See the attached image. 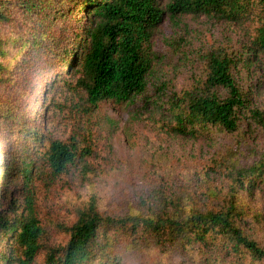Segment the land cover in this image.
<instances>
[{"label":"trees","instance_id":"obj_1","mask_svg":"<svg viewBox=\"0 0 264 264\" xmlns=\"http://www.w3.org/2000/svg\"><path fill=\"white\" fill-rule=\"evenodd\" d=\"M160 1L17 0L24 31L15 41L0 38V81L19 73L27 82L44 60L47 67L61 62L70 73L81 57L75 74L57 81L83 99L88 114L109 101L149 103L152 61L146 48L166 14L174 22L182 15L236 20L247 5L264 7V0H170L163 10ZM11 3L0 0L4 23L13 21ZM14 43L21 54L11 70L4 61ZM260 55L264 22L250 47L211 51L194 88L181 93L158 88L154 104L166 115L164 128L181 137L234 135L250 120L264 130V111L254 107L252 89L235 76L251 70ZM6 119L15 122L20 136L42 143L47 139L35 124L26 123L24 114L8 112ZM49 141L37 154L28 145L12 148L0 165V264H35L43 252L44 264H116L119 247L152 248L163 255L160 264H264V211L255 201L264 186V152L247 151V146L222 152L205 171L167 178L125 216L103 214L93 199L77 212L75 224L64 227L67 244L52 247L37 215L35 183L46 170L54 177L85 170L93 150L85 134ZM213 176L225 186L215 185Z\"/></svg>","mask_w":264,"mask_h":264},{"label":"rangeland","instance_id":"obj_2","mask_svg":"<svg viewBox=\"0 0 264 264\" xmlns=\"http://www.w3.org/2000/svg\"><path fill=\"white\" fill-rule=\"evenodd\" d=\"M10 1L13 21L0 20V38L15 41L24 28L17 0ZM169 3L161 0L160 6L166 10ZM263 22L264 7L256 3L247 5L245 14L236 20L182 15L174 22L166 14L146 48L152 61L149 103L126 106L109 101L88 114L83 99L57 81L71 78L80 68L81 57L70 73L61 62L47 67L44 60L27 75V82L19 73L0 81V165L19 145H28L37 154L44 152L49 139L71 141L77 134L90 139L93 155L87 159L85 170L74 169L61 177L46 170L42 180L35 183L36 211L48 246L67 244L69 236L64 227L75 224L77 212L93 199L103 214L125 216L140 207L145 193L167 178L205 171L227 150L247 146V151L264 152V130L250 120L244 121L247 125L234 135L214 132L209 137L174 136L164 128V111L154 104L158 88L178 93L194 88L204 77L205 57L211 51L239 52L250 47ZM8 50L10 56L4 66L13 70L21 54L19 45L14 43ZM256 60L251 70L238 71L235 76L241 85L252 89L254 107L264 111V56ZM53 101L58 105L53 106ZM8 112L24 114L26 123L35 124V130L41 129L47 139L42 143L31 141L28 134L20 136L15 122L6 119ZM215 185L225 186V182L217 178ZM255 195L264 211V186ZM260 238L264 243V230ZM117 253L116 264H160L163 260L160 252L149 247L131 251L119 247ZM45 258L44 252L39 254L35 264H44Z\"/></svg>","mask_w":264,"mask_h":264}]
</instances>
